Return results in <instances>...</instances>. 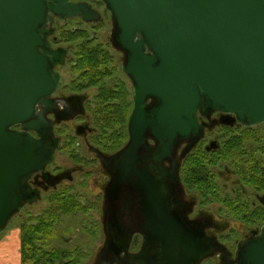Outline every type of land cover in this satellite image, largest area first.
<instances>
[{
	"label": "water",
	"instance_id": "1",
	"mask_svg": "<svg viewBox=\"0 0 264 264\" xmlns=\"http://www.w3.org/2000/svg\"><path fill=\"white\" fill-rule=\"evenodd\" d=\"M100 1L133 87L129 143L108 160L117 161L110 187L135 174L144 213L137 251H128L129 238L120 248L111 234L100 256L113 248L124 253L120 264H199L214 251L226 254L203 226L182 217L180 201L171 202L174 155L186 141L185 156L200 137L198 112L232 113L249 126L264 122V0ZM77 17L100 19L85 2L0 0V233L37 200L29 179L44 172L58 146L45 112L60 80L54 66L66 50L53 49L48 38L55 18ZM147 138L154 142L142 157L147 167L134 168L137 149H149ZM165 159L171 168L162 165ZM234 262L264 264V224L236 243Z\"/></svg>",
	"mask_w": 264,
	"mask_h": 264
},
{
	"label": "flooded vegetation",
	"instance_id": "2",
	"mask_svg": "<svg viewBox=\"0 0 264 264\" xmlns=\"http://www.w3.org/2000/svg\"><path fill=\"white\" fill-rule=\"evenodd\" d=\"M72 1L87 3L98 12L100 19H54V32L48 38L50 45L53 49L62 47L66 52L63 62L54 66L60 80L56 90L48 96L51 103L45 113L52 122L58 146L44 172H35L29 179L30 186L38 191L37 200L24 204L12 218L21 233L25 221L36 224L43 219L55 224L61 217L76 215L78 221L84 223L85 217L93 218L99 212L96 219L101 226L102 243L91 264H120L123 252L115 254L111 248L101 256L100 253L111 234L121 244L120 248L129 238V252L137 251L142 241L144 213L141 194L135 185L137 177L130 174L112 189L110 168L113 169L117 161L108 163L129 143L128 118L133 107V87L122 69L123 52L114 46L110 37L109 42L98 41V31L107 21L108 10L100 0ZM109 21L111 25L110 14ZM59 28L86 32L90 42L62 40ZM83 53L91 57H84ZM36 108L40 110V106ZM62 115L68 117L58 118ZM197 120L202 130L196 144L183 157L180 152L186 141L175 150L178 178L173 188L171 186L170 200L180 201L182 217L203 226L208 236L227 249L226 254L214 251L199 264H236V243L251 238L264 224V122L245 125L234 114L218 110L198 112ZM153 145L147 138L149 149H137L138 161L133 164L134 168L147 167L142 157L150 155ZM188 154L190 184L185 185L181 167ZM161 163L171 168L170 160ZM96 176L101 180V188L93 197L88 196V190L92 189L89 180ZM39 203L41 209L33 212ZM66 208L71 209L66 212ZM206 209H215L220 216ZM28 217L31 220H27ZM235 223L244 225L239 238L231 228ZM54 238L55 244L70 241L60 233H55ZM226 241L235 244H224Z\"/></svg>",
	"mask_w": 264,
	"mask_h": 264
},
{
	"label": "rangeland",
	"instance_id": "3",
	"mask_svg": "<svg viewBox=\"0 0 264 264\" xmlns=\"http://www.w3.org/2000/svg\"><path fill=\"white\" fill-rule=\"evenodd\" d=\"M109 14L110 13H107L106 23L98 31L100 36L98 41L109 42V37H110L109 35L111 28L109 21ZM56 25L58 26L57 23ZM89 185H90L89 188L92 189L88 190L89 191L88 194L86 193L85 194L93 197L94 193L101 188L102 184H101V180L96 176L90 178ZM223 186H225V184H223ZM37 205H38L37 209L33 210V212H38V210L41 209V204L39 203ZM207 212L213 213L214 216L216 217L220 216L215 209H208ZM98 216H100L99 212L97 213V216L95 215L93 218L85 217V219L82 220V222L84 221V223L79 222L76 215L61 217V220L56 222L51 228V235L46 240L47 245H45V249L49 250L51 247L54 248L59 247L62 249L75 251L76 253L78 252V250H81L83 255L79 256L77 261L72 260L68 264H91L95 259V252L97 251V248L102 243V234L100 235L101 232L99 233L101 226L99 220L96 219V217ZM232 225L233 227L231 228H233V230L236 231V238H239L241 236L240 234L243 232L244 225L237 223ZM16 229L19 230V228L17 227V221H15V219L12 218L9 224L6 226L5 230L2 233H0L1 235L0 240L3 239L5 236L9 235L11 232H13ZM55 233H60L62 235L68 236L67 240L70 241H68V243L55 244L54 243ZM95 233L97 235H95ZM224 244L227 245L235 244V242L226 241ZM3 250L8 251V249H3ZM1 264H12V263L11 261H3V263ZM20 264H21V255H20ZM56 264H61V263L56 262Z\"/></svg>",
	"mask_w": 264,
	"mask_h": 264
},
{
	"label": "trees",
	"instance_id": "4",
	"mask_svg": "<svg viewBox=\"0 0 264 264\" xmlns=\"http://www.w3.org/2000/svg\"><path fill=\"white\" fill-rule=\"evenodd\" d=\"M60 35L64 37L65 41H83L90 42L88 34L63 30L59 28ZM61 40V41H62ZM84 57H91L88 54H84ZM181 178L185 185L190 184V154H188L181 167ZM71 208H66V212ZM27 220H31L29 217ZM54 225V221H45L40 219L36 224H28L26 221L21 225L20 228V255L21 264H68L69 262L77 261L79 256L83 255L82 251H75L62 249V248H50L45 249L47 245V238L51 235V228ZM75 254V255H74ZM77 256V257H76ZM66 260V261H65Z\"/></svg>",
	"mask_w": 264,
	"mask_h": 264
},
{
	"label": "crops",
	"instance_id": "5",
	"mask_svg": "<svg viewBox=\"0 0 264 264\" xmlns=\"http://www.w3.org/2000/svg\"><path fill=\"white\" fill-rule=\"evenodd\" d=\"M3 261L20 264V233L17 229L0 240V264Z\"/></svg>",
	"mask_w": 264,
	"mask_h": 264
}]
</instances>
